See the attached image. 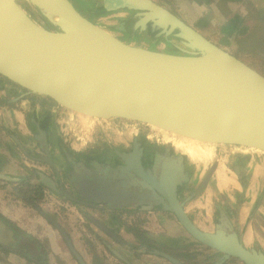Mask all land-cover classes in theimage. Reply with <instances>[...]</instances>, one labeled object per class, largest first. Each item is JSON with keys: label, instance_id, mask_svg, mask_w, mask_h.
I'll use <instances>...</instances> for the list:
<instances>
[{"label": "water", "instance_id": "obj_1", "mask_svg": "<svg viewBox=\"0 0 264 264\" xmlns=\"http://www.w3.org/2000/svg\"><path fill=\"white\" fill-rule=\"evenodd\" d=\"M21 1L34 7L45 23L38 21ZM106 8L131 12L136 18L135 29L139 26L141 32L157 42L173 37L178 44H171V48L174 46L179 53L124 41L83 16L70 0H0V76L27 94L50 99L81 116L137 122L219 147L218 158L187 200L206 187L224 150L264 158L262 72L219 47L154 0H107ZM37 139L42 143L43 162L59 172L51 158L45 131L39 129ZM119 155L124 165H106V171L128 176L132 183L151 193L134 195L127 190L131 183L99 178L94 181L95 193L87 190L91 185L74 182L80 198L96 201L95 209L109 211L122 208L120 203L125 199H150L176 216L195 246L220 254L214 264H226L231 259L242 264H264V253L244 245L226 214H220L213 231L201 229L190 219L184 210L185 202L178 197L181 182L177 177L183 170L180 161L176 168L163 167L157 179L152 173L154 168L144 169L139 147L128 158ZM80 168L91 177L96 171L105 173L101 167L93 171L82 165ZM38 174L40 183L58 192L52 178ZM24 179L0 171V181L18 183ZM86 217L109 238L124 244L96 217ZM50 221L78 262L86 264L67 232ZM105 244L119 260L130 264L120 251L108 242ZM153 253L170 264H186L165 252Z\"/></svg>", "mask_w": 264, "mask_h": 264}, {"label": "crops", "instance_id": "obj_2", "mask_svg": "<svg viewBox=\"0 0 264 264\" xmlns=\"http://www.w3.org/2000/svg\"><path fill=\"white\" fill-rule=\"evenodd\" d=\"M154 1L175 13L216 45L233 53L246 63L251 65V60L260 66L263 65L258 70L264 74V0ZM240 48H244L245 51H240ZM47 102L48 100L42 96L27 94L24 90L9 85L5 79L0 77L1 172L27 178L32 166L26 160L25 156H29L31 153H40L37 141L39 129L45 131L49 137L50 143L53 145V151L56 154L62 152L61 148L63 147H60L62 143L58 139L59 136L54 127V124L56 125L58 120L60 122L63 120L61 117L62 110L57 105H51ZM78 116L80 117H77V121L83 125H95L100 121L97 119L91 120L92 118L89 119L81 115ZM75 148L77 151L82 150L81 145L75 146ZM223 152L229 153L227 150ZM95 153L92 156L83 153L85 154V158H90L88 163L91 164L93 169H89L97 170V168L101 167L107 172L105 166L108 165L111 157L107 158L104 154H97H102V151ZM222 156L221 154L220 158ZM225 158L227 163L220 164L212 184L214 183L215 188L221 193L234 191L240 193V182L238 183L236 176V169L238 168L242 170L249 181H247V188L242 183L241 194H245L250 199V203L255 202L256 205L259 204V200L264 193V158L242 154H236V156L226 155ZM80 170L84 172L82 168ZM232 170L235 174L232 173ZM215 191L217 190L213 191L212 188H208L187 205L189 214L192 215L191 217L197 226L203 230H211L213 226L207 220L197 217L195 212L207 209L208 204L205 201ZM16 193V184L0 181V264H77L72 256L65 251L63 247L64 242L57 228L36 209L19 198ZM58 205L61 204L58 202L56 205H53V203L44 202L41 207L44 212L49 214L59 224H63L62 227L68 230L80 254L89 264H94L95 261L91 251L102 253V246L96 243L91 235L84 234L85 229L81 227L84 222H82V217L77 211L72 212L71 215L68 214V219H65L58 212ZM259 206V211L264 213V205ZM104 220L109 226L119 228L120 224L117 222L118 220H114V217L106 216ZM73 222H79L77 225L80 230L79 236L77 230L74 228ZM242 223L244 222H241L239 225L247 227L246 231L242 233L244 245L248 248H254L259 244L264 248L261 238L254 232V226L256 227L257 224L255 222ZM166 224L162 228L155 224V226L150 225L146 229L150 233H153V230L155 233H161L165 231L166 227L175 229L181 233L179 236H184V232H180L182 228L177 222H167ZM80 235L85 238L83 239ZM33 240L37 241L45 251V254L42 253L41 257L38 256L40 254L39 250L35 254L36 263L29 259L31 252H28V247H25L29 243H33ZM84 241H87L88 245L90 243L94 249H88ZM29 247L33 246L29 245ZM148 260L150 264L161 263L151 259ZM106 262L105 264H118V262L108 257Z\"/></svg>", "mask_w": 264, "mask_h": 264}, {"label": "flooded vegetation", "instance_id": "obj_3", "mask_svg": "<svg viewBox=\"0 0 264 264\" xmlns=\"http://www.w3.org/2000/svg\"><path fill=\"white\" fill-rule=\"evenodd\" d=\"M75 8L85 17H87L90 21L93 23L97 24L98 26L102 27L103 29L109 31L110 33L118 36L119 38L123 39L124 41H129L131 43H134L139 46H144L142 43L143 41L147 42H152L153 44L156 43L157 41L152 40L146 33L141 32L140 28L135 29V20L136 18L133 16L131 12H127L124 10H119V11H109L106 8V1L107 0H70ZM158 3V2H157ZM174 38L169 37L168 39H162V42H172ZM148 48V47H147ZM248 60V59H247ZM251 62V60H250ZM254 62V61H252ZM255 63V62H254ZM252 64V63H251ZM26 92V91H25ZM45 98V97H43ZM47 99V98H46ZM58 106V105H57ZM58 108H61L58 106ZM58 117V116H57ZM65 120V119H64ZM60 122L58 120L56 122V125L54 124L55 129L57 130V136L58 139L61 141L62 146L61 151L58 154L53 151V145H51L49 137H48V144L50 148V154L53 162L57 165L58 171L51 167L49 164L44 163L43 159L45 158V155L43 153V147L42 143L38 141V147L40 150L39 154H29V156H25L26 160L31 164V168L29 170V175L27 176V179L29 181L30 185H38L42 184L40 183V177H39V172H42L46 175H48L50 178L53 179L55 186L58 189V192L52 191L45 187L43 185V197L38 201L32 200L30 203L27 202L26 198H24L22 195H19L18 193V188H17V196L24 200L25 203H27L29 206L32 208L36 209L42 216H44L51 224H53L50 220H53L60 228V224L53 219L49 214L44 212L42 210V204L44 202L46 203H53V205H56L58 202L61 205H58L59 210L58 212L60 214H65V215H71L72 212L77 211L79 215L82 217V222H84L81 227H83L84 234L91 235L94 240H96L99 237L100 244L102 245V253L99 252L97 253L96 251H91L93 254V259L95 261L94 264H105L107 257L109 259L114 260L115 262H118V264H125L121 260H119L110 250L107 248L104 238H100L99 235H104L105 238L110 240L111 242L124 247L126 249H129L130 251H127L129 255H131L133 258H136L140 256V254L136 255V252L139 253H145L151 257L154 258H159L165 260L168 264H170L166 259L162 258L161 256L155 255L153 252L154 250H159L162 252H165L167 254H170L182 262L186 264H192L190 261L186 260V258L183 257H178V253L180 251H176L177 247L176 244H179V241H182L183 246L189 245L188 243L193 242L192 238L189 237L186 231L183 230L184 236H165L164 234L161 233H150L146 229V227H149L150 225L157 224L159 227H164L167 222H178L176 216L172 213L165 212L162 208L161 205H157L154 201L147 199V198H142L141 196H137L135 198H129L125 199L120 205L122 204V208L116 209L114 211H109L107 208L103 209H95V203L96 201H90L87 198H80V192L78 186H75L74 182H84L86 185L89 184L91 186H88L87 190H92L94 193V183L99 180L104 181H109L114 182L115 180L117 181H122L124 183H131L130 186L127 188L129 192H132L138 195L141 194H147L151 193L149 190L142 189L138 187L137 185L132 183V179L126 177H120V173L117 172L116 174L118 175H112L114 174L113 172L107 171L104 174H100L97 171L94 173L95 176H88L86 173L82 172L80 170V165L86 168H91L89 162L90 158H85V154L92 156L95 155L97 151H102V154L97 153L98 155H106L107 158L111 157L108 162V166L111 168H116L121 165H124V160L119 154H125L127 155L126 158L130 156L132 151L134 150L135 147H139L140 152H142V165L144 169L147 170H152L153 168L155 171L152 173L154 176L158 179L159 176L161 175V170L164 167H168L170 169L176 168L177 163L180 161L181 166L183 168L182 172H178V179L181 182V185L178 186V197L181 202H185L184 204V210L186 211V214L190 217V219L196 224V222L193 220L191 217L192 215L189 214V211L187 209V205L196 199L200 194L205 192L208 188H212L215 193H213L212 196H209L205 203L209 205V203H213V201L218 200L219 196L221 197H229L231 201H234L236 204V209L233 210L232 208H221L218 207L217 212L215 207H211V212H207L206 209H203L202 211H196L195 214L197 217L201 219L207 220L208 223L212 224V229L211 230H206V231H213L214 227L220 218V214L224 213L227 215L229 218V221L233 225L234 229L238 232V234L242 237V233H244L247 229L246 226L244 225H239L241 222H244L242 224H246L249 222H258L260 223L261 228H263L264 231V213H261L259 211L260 206L259 205H264V193L262 194V197L259 200V204L256 205L255 202L250 203V199L245 196V194H241L242 187L244 183L245 188H247V183L249 182L247 177H245L244 173L242 170L236 169L237 172V180L239 183V186L241 187V191L239 192H229V193H221L218 191L217 188H215L213 179L215 178V174L219 169V166L227 153H222V157L219 158L220 161H218V165L216 167V170L212 177L210 178L208 184L206 187L199 192L197 195L192 197L190 200H187L192 196V193L197 190L200 182L204 179L206 176L207 172L211 168V166L214 164L216 160L211 164L210 168L204 173V176H200V179L196 182V185L194 187H191L192 181L195 179V176L198 174L200 168L202 166L206 167V163L208 160L204 157H198L196 161H193L192 156L189 155L188 150L184 148L185 151L184 153H178V147L177 144H175L174 141L171 140H163L160 139L159 137H153L152 135H148L147 132L149 131V128H146L148 126H145L141 123L137 122H130V121H125V120H120V119H113V120H100L98 123H96L93 126H87L81 124L80 122H73V121H64ZM53 127V128H54ZM153 132V131H151ZM39 135V131H38ZM160 135V134H159ZM176 139V137L174 138ZM81 145L82 150L77 151L75 146ZM59 147V148H60ZM213 149L215 150L216 147ZM85 153V154H83ZM89 153V154H88ZM37 155V156H36ZM218 156V154H217ZM94 157V156H93ZM224 157V158H223ZM178 158V159H177ZM133 159H131L132 161ZM225 160V159H224ZM190 162V163H189ZM197 163V164H196ZM39 165V166H37ZM193 165V166H192ZM39 167V168H37ZM43 167V168H40ZM93 171V170H92ZM235 174V173H234ZM72 175V176H70ZM70 177V178H69ZM26 178V177H25ZM95 181V182H94ZM248 181V182H247ZM16 184V183H14ZM212 184V185H211ZM242 184V185H241ZM17 186V184H16ZM215 188V189H214ZM231 191V190H230ZM91 192V191H90ZM92 193V192H91ZM227 195V196H226ZM53 199L52 201L49 200L48 198ZM230 203V202H229ZM261 203V204H260ZM207 205V208H208ZM94 206V207H93ZM152 206V209L150 208ZM74 209V210H73ZM83 209L86 210H95L98 212H101L106 216H112L114 217V214L116 216H119L120 219H115L118 220L117 222L120 224L119 228H115L112 226H109L107 222H105L104 219L98 218L93 214L86 213L83 211ZM70 212V213H67ZM263 212H264V206H263ZM86 214H90L94 217H96L98 220L103 222L106 226H108L110 229L114 231L120 238L123 240L124 244H119L118 242H115L111 238H109L105 233H103L100 229H98L96 226H94L86 217ZM80 222V221H79ZM78 222V223H79ZM113 223V222H112ZM54 225V224H53ZM167 225V224H166ZM197 225V224H196ZM255 225V224H254ZM56 226V225H54ZM57 228V226H56ZM132 228H137L141 231H144L147 234V237L150 239L157 241L159 243H164L168 245V247L164 248V250L160 249H154V250H149L144 248V246H140L138 241L136 240V237L134 236L133 232L130 231ZM182 228V227H181ZM254 228H256L254 226ZM63 229V228H62ZM99 232H97L98 230ZM166 229V227H165ZM183 229V228H182ZM62 240L64 243L66 241L64 240L62 234L60 233L59 229L57 228ZM64 230V229H63ZM66 231V230H64ZM67 232V231H66ZM120 232L122 234H120ZM255 232V230H254ZM102 233V234H99ZM69 235L73 246L75 247V244L70 236V234L67 232ZM161 234V235H160ZM161 236V238H158ZM165 236V237H164ZM128 237V238H127ZM85 238V237H84ZM33 243H29V245H32L33 247H29V245L25 246L26 248L28 247V252H31L30 258L27 256L31 261L34 263L37 262L36 255L38 253V250L40 251V254L38 256L41 257V254H45V251L40 244H38L37 241L33 240ZM109 243V242H108ZM110 244V243H109ZM181 244V243H180ZM24 246V245H22ZM113 247V246H112ZM171 247V248H170ZM114 248V247H113ZM248 248V247H247ZM76 249V248H75ZM116 249V248H115ZM253 249V247L249 248ZM259 249L264 253V248L262 246L255 248ZM77 250V249H76ZM37 251V252H36ZM119 251V250H118ZM206 253H211L214 252L207 248H205ZM71 252V251H70ZM77 252L80 254V252L77 250ZM121 252V251H120ZM104 253V254H103ZM72 254V252H71ZM103 254V255H102ZM73 255V254H72ZM81 255V254H80ZM82 256V255H81ZM126 257L129 261L130 264H134V262L130 259V257ZM199 257V256H198ZM73 258L75 256L73 255ZM83 260L85 261L86 264H89L86 259L82 256ZM76 259V258H75ZM218 259H215L211 263L214 264ZM46 260V259H45ZM77 264H80L78 260L76 259ZM233 261H239L237 259H231L227 263L230 264ZM239 263H241L239 261ZM242 264V263H241Z\"/></svg>", "mask_w": 264, "mask_h": 264}, {"label": "rangeland", "instance_id": "obj_4", "mask_svg": "<svg viewBox=\"0 0 264 264\" xmlns=\"http://www.w3.org/2000/svg\"><path fill=\"white\" fill-rule=\"evenodd\" d=\"M21 3L23 5H25V6H27L31 10V12L34 14V17L38 21H40L41 23H45L44 22L45 20L41 17L40 13L34 7H32L26 1H21ZM142 44L144 46L152 49V50H157V48H160L161 50H163V51H165L167 53H179V51L174 46H173V48H171V44H178L175 39H173L172 42H170V43L169 42H166L165 43V42H162V41H158V42H156V43L153 44L152 42L143 41ZM240 51H245V50L243 48ZM252 63L255 64V65H257L259 68H262V66L258 65L256 62L255 63L252 62ZM61 110H62L61 111V117H62L63 120L65 119L66 121H73V122L75 121V122H78L77 121V117H80V116H78V114L70 113V111H66L65 109H61ZM63 112H65V113H63ZM87 118H89V117H87ZM89 119H91V118H89ZM91 120H96V119H93L92 118ZM97 120H99V119H97ZM90 125L93 126L94 124H89L87 126H90ZM146 128H149V131L147 132L148 135L150 134L153 137H159L160 139L168 140V141L172 139V141H174L175 144H177L178 147L179 146L182 147L180 149L178 148V153H182V152L184 153L185 151L188 150V153H189L190 156H192L194 162L196 161V159L198 157H200V156L201 157H204L205 156V158L208 160V162L206 163L207 165H206V167L205 166H202L200 168L198 174L195 176V179L192 181L191 187H194L196 185V182L198 181V179H200V176L201 175L204 176V173L208 170V168H210V166L214 162V160H216L218 158L217 154L219 153V150H220L219 147H216V149L214 150L213 147L215 148V146L199 144L196 141H193V140H190V139H187V138H183V137H179V136H177L175 134H172V133H169V132L160 131V130H157L155 128L149 127V126L146 127ZM151 131H153V132H151ZM175 137H176V139H174ZM184 148H186L187 150H185ZM227 155L236 156L235 153H232L230 151H229V153L227 152ZM224 159H226V158H224ZM224 159L221 162V164L227 163V161L224 160ZM232 173L234 174L233 170H232ZM48 199L51 200V201L53 200V199H50V197ZM211 207L212 208L215 207V209L218 208V207H221V208L222 207L223 208L225 207V208H228V209H231L232 208L231 210L233 212V210L236 209V204H235L234 201H231V199H229V197H221V196H219V199L218 200L213 201V203H209L208 208L206 209V211L210 213L211 212ZM229 207H231V208H229ZM83 211L86 212V213L93 214V215H95L98 218L105 219V215L103 213H101V212H98V211H95V210H86V209H83ZM199 211H202V210H198V213H199ZM216 212H217V209H216ZM67 213H70V212H67ZM63 216H64L65 219H68V215L63 214ZM255 223L257 224L256 225V228L254 229L255 230V233L259 236V238H261V240H262V242L264 244V231H263V228H261L260 223H257V222H255ZM73 224H74V228L77 230V233H78V236H79L80 230H79V228L77 226L79 223L73 222ZM62 225L60 224L61 227H62ZM62 228L68 232V230L66 228H64V227H62ZM97 232H99V230ZM180 232H183L182 229H181ZM153 233H155L154 230H153ZM99 234H102V233H99ZM120 234H122V233L120 232ZM161 234H164L165 236H175L176 237V236H179L181 233H179L175 229L166 228L165 231L163 233H161ZM80 236H82V235H80ZM99 236H100V238L102 237L105 240H107V242H109L114 248H116L117 250L121 251V253H122V255L124 257H128L129 258V256H131V255H129L127 253V251H130L129 249H126L124 247H121V246H119V245L111 242L110 240H108L107 238H105V236L103 234L102 235H99ZM158 238H161V236H159ZM83 239H84V237H83ZM84 242L87 244V241H84ZM95 242L96 243H99V244L101 243L100 240H99V237L95 240ZM87 246H88V249H90V250H93L94 249V247H92L90 245V243H89V245L87 244ZM259 246L260 245L257 244L254 248H258ZM63 247H64L65 251H67L72 256V258H73V255L71 254L70 249H69L67 243H64V246ZM75 248H76V246H75ZM198 249L200 251L204 252V253H203V255L197 257L196 261L199 262L200 264H206L207 262H209L206 259V255L209 254V253H206V251H205V249L203 247H199ZM137 254H140V256H138ZM136 255L138 256L136 258H133L132 256L130 257V259L134 262V264H150V261L148 259L154 260L155 262H157V261L161 262V263H158V264H168L163 259L154 258V257H151V256L145 254V253L136 252ZM73 260L76 261L75 258H73ZM76 263H77V261H76ZM230 264H241V263H239V261H233Z\"/></svg>", "mask_w": 264, "mask_h": 264}, {"label": "trees", "instance_id": "obj_5", "mask_svg": "<svg viewBox=\"0 0 264 264\" xmlns=\"http://www.w3.org/2000/svg\"><path fill=\"white\" fill-rule=\"evenodd\" d=\"M251 65L254 66V68H256V69L259 68L257 65H255L253 63ZM261 66H263V65H261ZM259 69H261V68H259ZM3 79H5V78H3ZM5 81L9 85H12L14 87H17L18 89H21L20 87L13 84L12 82H10L6 79H5ZM47 100H48L47 103H49L51 105L55 104L50 99H47ZM55 105H57V104H55ZM9 183H11V182H9ZM16 184H17L19 195H22L24 198H26L27 199L26 201L29 203L32 200L38 201V199L40 200L43 197L44 187L42 184L30 185L27 178H25L24 180H22ZM114 218L120 219L119 216H116L115 214H114ZM130 231L133 232V234L136 237V240L138 241L139 245L144 246V248H146V249H149V250L160 249V250L165 251L164 248L168 247V245H166L164 243H159L157 241L150 239L149 237H147V234L144 231H141L137 228H132V229H130ZM179 242L182 243V241H179ZM180 243L176 244L177 247L179 246V248H176V251H180L178 253V257L186 258V260L190 261L192 264H200L199 262L196 261V259L198 256L203 255L204 252H202L198 249L199 246H195L192 242H190V243H188L189 245L182 247L181 245L183 243L182 244H180ZM207 250L209 251L208 248H207ZM219 257H220V254H217L216 252H211V253L207 254L206 259L209 262H207L206 264H212L211 262L214 261L215 259H218ZM226 264H228V263H226Z\"/></svg>", "mask_w": 264, "mask_h": 264}, {"label": "bare ground", "instance_id": "obj_6", "mask_svg": "<svg viewBox=\"0 0 264 264\" xmlns=\"http://www.w3.org/2000/svg\"><path fill=\"white\" fill-rule=\"evenodd\" d=\"M155 129H157V128H155ZM157 130H160V129H157ZM160 131H164V130H160ZM166 132V131H165ZM170 133V132H169ZM173 134V133H172ZM176 135V134H175Z\"/></svg>", "mask_w": 264, "mask_h": 264}]
</instances>
